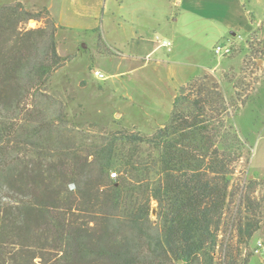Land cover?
Masks as SVG:
<instances>
[{
  "label": "trees",
  "instance_id": "trees-1",
  "mask_svg": "<svg viewBox=\"0 0 264 264\" xmlns=\"http://www.w3.org/2000/svg\"><path fill=\"white\" fill-rule=\"evenodd\" d=\"M36 18L0 5V264H215L236 195L238 238H252L264 198L253 207L234 184L247 148L238 100L193 80L151 134L72 127L50 89L63 67L55 26L21 29Z\"/></svg>",
  "mask_w": 264,
  "mask_h": 264
},
{
  "label": "rangeland",
  "instance_id": "rangeland-1",
  "mask_svg": "<svg viewBox=\"0 0 264 264\" xmlns=\"http://www.w3.org/2000/svg\"><path fill=\"white\" fill-rule=\"evenodd\" d=\"M16 3L37 17L21 29L55 26L63 67L50 89L69 106L70 126L151 134L169 120L182 87L208 79L230 102L238 100L232 122L247 148L234 184L255 200L253 207L264 198V0H0L1 6ZM157 37L170 49L159 47ZM137 43L150 56L131 59ZM217 46L230 54L216 55ZM97 70L107 78L97 79ZM238 204L239 196L231 197L215 264L231 255L238 264H264L253 251L264 242V207L252 238L239 239ZM156 211L153 201L154 225Z\"/></svg>",
  "mask_w": 264,
  "mask_h": 264
},
{
  "label": "built area",
  "instance_id": "built-area-1",
  "mask_svg": "<svg viewBox=\"0 0 264 264\" xmlns=\"http://www.w3.org/2000/svg\"><path fill=\"white\" fill-rule=\"evenodd\" d=\"M156 42L159 44V47H166L170 49V46H171L170 42H167V41L161 42L159 37L156 38ZM214 51H215V54L218 56H225V55L230 54L231 49L226 48L225 46H217ZM94 74H95V77L99 80H105L107 78L102 72L98 70L95 71ZM253 251L258 256L264 258V242H262V240H258L254 246Z\"/></svg>",
  "mask_w": 264,
  "mask_h": 264
},
{
  "label": "crops",
  "instance_id": "crops-1",
  "mask_svg": "<svg viewBox=\"0 0 264 264\" xmlns=\"http://www.w3.org/2000/svg\"><path fill=\"white\" fill-rule=\"evenodd\" d=\"M176 5H179L180 4V1H176L175 2ZM136 48V50H132V56H131V59H135V60H138L140 59V56H142L143 54H146L147 53V57L150 56V52H149V49H148V46L143 44V45H139L138 43L135 44L134 46ZM156 50V49H155ZM149 52V54H148ZM153 52V51H152ZM141 54V55H140ZM202 69H205V68H202ZM210 69V68H209Z\"/></svg>",
  "mask_w": 264,
  "mask_h": 264
},
{
  "label": "water",
  "instance_id": "water-1",
  "mask_svg": "<svg viewBox=\"0 0 264 264\" xmlns=\"http://www.w3.org/2000/svg\"><path fill=\"white\" fill-rule=\"evenodd\" d=\"M83 47H85V45H83ZM179 263L181 264L182 262H181V261H179Z\"/></svg>",
  "mask_w": 264,
  "mask_h": 264
}]
</instances>
